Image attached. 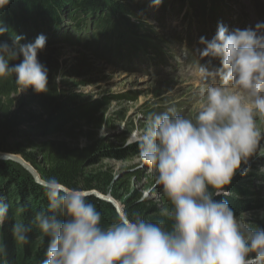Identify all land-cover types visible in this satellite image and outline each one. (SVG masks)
<instances>
[{
  "label": "clouds",
  "instance_id": "9594fccd",
  "mask_svg": "<svg viewBox=\"0 0 264 264\" xmlns=\"http://www.w3.org/2000/svg\"><path fill=\"white\" fill-rule=\"evenodd\" d=\"M11 0H0L3 10ZM162 0H154L158 6ZM9 31L0 22V36ZM264 25L229 29L218 25L197 66L204 87L195 121L169 107L151 113L145 131L136 139L139 157L156 174L173 204L171 230L137 216L120 213L116 223L103 226L101 213L86 189L70 188L55 177L41 182L47 209L35 212L26 224L12 225L13 239L29 243L33 226L48 238L42 264H264V229L245 224L234 215L226 186L248 165L264 139L257 117H264ZM0 42V78L15 77L22 90L48 91V68L38 59L47 38L22 43ZM23 57L20 63L11 61ZM220 67L212 68L211 60ZM0 196V227L9 219L10 205ZM23 212L24 209L20 208ZM63 216V221L58 217Z\"/></svg>",
  "mask_w": 264,
  "mask_h": 264
},
{
  "label": "rangeland",
  "instance_id": "374dc122",
  "mask_svg": "<svg viewBox=\"0 0 264 264\" xmlns=\"http://www.w3.org/2000/svg\"><path fill=\"white\" fill-rule=\"evenodd\" d=\"M121 2L126 3L124 0ZM150 3L147 14H139L140 23H136L143 26L145 21L153 26L152 33L143 39L149 46L155 47L156 51H161L157 58H152V52L148 51V61L137 62L135 59V66L128 68L125 63L121 66L99 59L77 44L46 45L38 53V59L48 68V84L55 86L63 95L65 110L61 112L60 118L54 116L48 119L44 116L46 121L22 126L18 134H0V145L3 148L0 152L23 159L44 180L47 163L37 145L55 139L83 146L90 139L97 146V152L76 185L82 188L90 183L96 189L86 190L110 197L121 213H125V200H133L140 195L139 201H144L146 207H154L157 216H164L174 223L173 210H168L161 199L166 193L162 186L155 183V172L143 164L139 151H131L130 148L145 131L151 113H160L174 107L178 114L195 121L199 107L205 101L201 95L204 85L199 79L197 66L199 63L208 64L210 59L200 57L205 48L200 38L210 41L220 24L225 25L229 31L246 28L255 30L257 25H264V0H227L215 24L200 19L194 2L193 9L185 3L177 6L174 11L168 4L155 6L154 0ZM186 10L190 12L184 16ZM156 15L162 17V20L155 19ZM202 30L207 31L205 35L201 33ZM137 33V37H134L136 42L142 37L140 34H143L141 29H137ZM11 41L0 42L10 44ZM22 59L20 56L10 63L18 64ZM211 67H220L219 59H212ZM24 94L22 89L13 94L14 105ZM256 121L264 133V117H257ZM66 131H72L76 139L66 138ZM85 135L89 138L86 139ZM122 150L126 152L125 157L118 156ZM2 161L18 164L0 159V163ZM245 167L249 169L245 175L237 171V183L247 185L246 188L253 190V194L246 196L227 191V196L238 201L234 210L237 218L261 229L264 225V139L260 141L257 152L249 158L248 165L241 163V168ZM5 177L0 169V196L6 197L5 202L10 205L9 215L15 223L17 213H12L14 205L10 195L13 192V181ZM108 177H112L115 183L112 181L106 184ZM89 197L96 196L91 193ZM100 200L114 207L112 203ZM100 206L102 213H111L106 205ZM115 210L119 215V211ZM140 218L145 220L143 215ZM101 223L105 227L112 225L105 224L102 219Z\"/></svg>",
  "mask_w": 264,
  "mask_h": 264
},
{
  "label": "trees",
  "instance_id": "16d2710c",
  "mask_svg": "<svg viewBox=\"0 0 264 264\" xmlns=\"http://www.w3.org/2000/svg\"><path fill=\"white\" fill-rule=\"evenodd\" d=\"M11 0L0 10V22L9 29L0 36V41L12 40L16 35L24 37L22 43L34 42L36 37L43 34L47 38L46 45L53 43L77 44L99 59L112 64H130L135 59L140 61V56H146L148 51L156 54L155 47L149 46L143 37L152 33L153 26L143 21L140 23V15H146L150 8L151 0ZM190 4L198 7L202 16L215 17L220 4L226 0H187ZM183 4L184 0H162L163 4L172 6L173 3ZM158 18V17H157ZM133 20V21H131ZM138 22V23H136ZM137 29L143 34L136 42ZM138 39V38H137ZM124 56V57H123ZM142 56V58H144ZM155 56V55H154ZM22 86L16 83L15 77L0 78V134L15 135L22 126L32 122L43 121L44 116L48 119L59 116L65 110L64 97L55 86L48 84V91L37 93L32 88L24 89L25 94L14 105L13 94L17 93ZM46 121V120H44ZM74 130V129H72ZM66 138H75L72 131H66ZM86 139L89 138L85 135ZM40 154L47 163L44 179L55 177L61 183L70 188L96 189L90 183L84 187H78L77 180L83 175L85 167L94 158L97 146L89 139L88 144L79 146L72 145L65 140L48 139L37 145ZM131 151H139L137 144L131 146ZM0 150L3 148L0 145ZM119 157H125L124 150L119 152ZM2 175L13 181L11 202L17 213V221L29 224L35 212L47 209V197L41 185L35 183L32 176L21 165L10 161L0 163ZM238 172L233 176L227 191L236 192L249 196L253 190L246 188L247 185L237 183ZM112 177L106 179L110 184ZM113 183H115L113 181ZM104 192V190L99 189ZM20 202L18 203V200ZM97 210L101 213L105 224H114L118 220V213L111 205L105 204L96 197H89ZM168 210H173V204L167 194L161 196ZM216 201L227 200L230 208L234 211L238 205L237 199L225 195L213 196ZM140 195L133 200H125L124 211L131 219L143 215L145 220L158 223L166 230H171L173 223L164 216H157L154 207H146L144 201H139ZM100 205H106L110 214L100 211ZM23 208L21 212L18 209ZM11 213V214H12ZM63 221L64 217H58ZM14 221L10 219L0 227V264H42L46 258L44 253L48 246V238L44 237L39 229L33 226L29 233V243L19 244L13 239L11 232ZM264 229V225L261 226Z\"/></svg>",
  "mask_w": 264,
  "mask_h": 264
},
{
  "label": "water",
  "instance_id": "95a60500",
  "mask_svg": "<svg viewBox=\"0 0 264 264\" xmlns=\"http://www.w3.org/2000/svg\"><path fill=\"white\" fill-rule=\"evenodd\" d=\"M0 159L1 160H12V161H14V162H17L18 164H20L24 169H26L31 175H32V177H33V179L37 182V183H39V184H41V182H42V179L40 178V176L37 174V172L27 163V162H25L23 159H21V158H19V157H16V156H14V155H11V154H7V153H2V152H0ZM89 193L91 194H94L96 197H98V198H100V199H103V200H105V201H108V202H110V203H112L113 205H114V207L117 209V211H119V208H118V206L114 203V201L110 198V197H108V196H105V195H102V194H100V193H98V192H90L89 191ZM121 212L119 211V214H120Z\"/></svg>",
  "mask_w": 264,
  "mask_h": 264
}]
</instances>
